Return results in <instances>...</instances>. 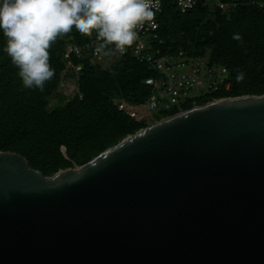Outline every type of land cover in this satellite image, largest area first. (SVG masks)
I'll return each instance as SVG.
<instances>
[{
	"label": "water",
	"instance_id": "obj_1",
	"mask_svg": "<svg viewBox=\"0 0 264 264\" xmlns=\"http://www.w3.org/2000/svg\"><path fill=\"white\" fill-rule=\"evenodd\" d=\"M0 264H264V93L164 116L51 176L0 151Z\"/></svg>",
	"mask_w": 264,
	"mask_h": 264
},
{
	"label": "trees",
	"instance_id": "obj_2",
	"mask_svg": "<svg viewBox=\"0 0 264 264\" xmlns=\"http://www.w3.org/2000/svg\"><path fill=\"white\" fill-rule=\"evenodd\" d=\"M206 1H213L211 7L200 5L187 12L165 1L157 17L158 46L163 53L183 51L199 56L208 49V64L223 65L228 70L229 89L187 101L181 106L183 110L215 98L264 93V7L249 0ZM219 1L236 4L223 11L217 6ZM234 34L241 39H234ZM85 39L73 29L52 44L50 64L55 76L43 92L24 88L16 67L0 50V151L22 154L31 167L46 176L88 161L147 124L128 111H143L150 92L143 80L153 74L152 70L129 57L122 62L111 61L104 70L86 61L80 71L66 68L63 51L67 41ZM239 71L244 78L237 81ZM63 81L74 85L76 92L48 107V98ZM119 104L124 107L120 109ZM178 111L158 109L150 113L159 119Z\"/></svg>",
	"mask_w": 264,
	"mask_h": 264
},
{
	"label": "clouds",
	"instance_id": "obj_3",
	"mask_svg": "<svg viewBox=\"0 0 264 264\" xmlns=\"http://www.w3.org/2000/svg\"><path fill=\"white\" fill-rule=\"evenodd\" d=\"M158 10L155 0H0V50L24 88L43 92L55 76L49 49L59 38L73 29L84 36L94 33L97 52L123 54ZM233 38L241 39L239 34ZM243 78L237 72V81Z\"/></svg>",
	"mask_w": 264,
	"mask_h": 264
},
{
	"label": "built area",
	"instance_id": "obj_4",
	"mask_svg": "<svg viewBox=\"0 0 264 264\" xmlns=\"http://www.w3.org/2000/svg\"><path fill=\"white\" fill-rule=\"evenodd\" d=\"M169 0H155L159 10L151 22H145L137 29L138 39L123 53H114L105 56L96 51L97 41L95 34L86 36L82 42L67 41L63 51V61L66 68H74L80 71L83 62L90 65H98L104 70L111 61L122 62L124 59L134 58L138 62H144L152 70V75L144 78V85L149 88V94L145 101L143 111L152 112L158 109L169 111L181 109L182 104L193 101L195 98L215 90H227L230 87L228 70L225 66L209 65L203 62L200 56H191L183 51L176 54L163 53L158 45L161 40L158 35V14L162 10L163 3ZM180 12H187L197 6L208 5L213 1L206 0H170ZM258 7H264V0H249ZM223 11L228 6H235L224 2H216ZM215 3V4H216ZM157 43V44H156ZM194 106V105H193ZM123 104H119L122 109ZM131 117H137L136 110L128 111Z\"/></svg>",
	"mask_w": 264,
	"mask_h": 264
},
{
	"label": "rangeland",
	"instance_id": "obj_5",
	"mask_svg": "<svg viewBox=\"0 0 264 264\" xmlns=\"http://www.w3.org/2000/svg\"><path fill=\"white\" fill-rule=\"evenodd\" d=\"M199 56L203 60V62H206L208 60V58L210 57V52L207 49L202 54H200ZM220 66H222V65H220ZM74 92H76V88L74 85H72L71 83H68L66 81L60 82L59 86L57 87V90L48 98V107H54L55 105H57L61 102L62 96H69V95H72ZM200 104H203V103H200ZM196 105H199V104H196ZM136 113H137V119H141V120L146 121V123H147L146 125H149V124L153 123L154 121L158 120V119H154L153 114L146 112V111L139 110V111H136ZM62 151H64L63 147H62ZM74 166H78V165L72 164L71 167H74ZM49 176H51V175H49Z\"/></svg>",
	"mask_w": 264,
	"mask_h": 264
}]
</instances>
